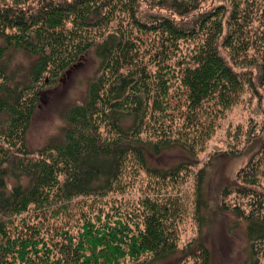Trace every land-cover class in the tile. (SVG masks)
Here are the masks:
<instances>
[{"label": "trees", "instance_id": "16d2710c", "mask_svg": "<svg viewBox=\"0 0 264 264\" xmlns=\"http://www.w3.org/2000/svg\"><path fill=\"white\" fill-rule=\"evenodd\" d=\"M142 2L0 0V264H123L128 257L164 264L174 256H180L176 264L192 258L210 264L202 235L210 207L205 168L196 178L201 235L184 249L174 226L178 197L164 203L146 195L116 217L82 210L79 219L72 205L77 197L106 195L118 186L129 159L161 186L183 179L190 160L163 167L151 158L176 146L195 154L192 142L161 130L153 139L143 137L150 120L163 127L175 83L194 122L205 102L227 109L246 84L255 88L221 50L230 48L231 59L242 60L257 43L250 31L242 38L244 21L254 22L250 11L236 3L226 21L224 6L187 18L203 0H146L149 13ZM93 49L99 65L83 102L63 112L60 137L31 150L28 131L43 89ZM19 53L32 57L27 67L16 64ZM260 80L264 85V64ZM257 169L248 164L240 172L246 185L222 192L223 199L233 193L249 198L248 208L223 204L246 223L247 264H261L264 256Z\"/></svg>", "mask_w": 264, "mask_h": 264}, {"label": "rangeland", "instance_id": "374dc122", "mask_svg": "<svg viewBox=\"0 0 264 264\" xmlns=\"http://www.w3.org/2000/svg\"><path fill=\"white\" fill-rule=\"evenodd\" d=\"M145 1L143 0L142 7L144 12L149 13L152 10L145 5ZM236 3L241 10L250 11L254 21H244L242 38L247 37L250 31L257 43L245 52L242 60H232L230 48L222 47L221 50L235 70L247 73L255 88L246 84L237 102L227 109L217 107L214 101L205 102L194 122V118H186L184 91L180 90L178 82L175 83L171 92L169 114L163 117L165 114L155 112V117H163V127L159 128V124L152 119L143 137L153 139L160 130L167 138L187 137L192 142L195 154L176 146L164 150L160 157L151 158V161L155 165L171 167L190 160L193 166L183 171V179L161 186L152 174L129 159L120 184L108 194L72 200L74 211L78 213L77 218L80 219L82 210L85 214H93L102 209L116 217L117 212L131 211L146 195L153 199L164 198L161 200L164 203H168V200L172 202V198L178 197L181 208L174 226L179 249H184L201 235L196 178L200 169L205 168V194L210 207L203 212L206 218L203 221L202 235L211 249L210 264H247L246 223L232 211H227L223 204L232 207L236 203H242L243 208H248L249 198L233 193L223 199L222 192L226 187L246 185L240 172L248 164L257 166L259 189L264 190V85L260 80L264 64V0H203L201 8L187 18H195L200 11L224 6L226 21ZM31 60L32 57L19 53L16 64L22 63L27 67ZM98 65L99 59L93 49L68 74L61 75L43 89L28 131V146L31 150L40 149L51 139L62 135V129L66 125L63 112L70 105L83 102ZM179 258L180 256H174L164 264H176ZM139 261L141 259L137 261L128 257L123 264H137ZM185 264L199 262L192 258ZM261 264H264V256L261 257Z\"/></svg>", "mask_w": 264, "mask_h": 264}]
</instances>
